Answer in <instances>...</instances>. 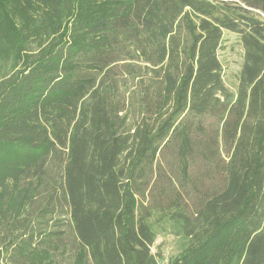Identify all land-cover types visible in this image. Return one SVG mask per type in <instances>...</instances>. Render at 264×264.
Here are the masks:
<instances>
[{"label":"trees","instance_id":"1","mask_svg":"<svg viewBox=\"0 0 264 264\" xmlns=\"http://www.w3.org/2000/svg\"><path fill=\"white\" fill-rule=\"evenodd\" d=\"M156 214L264 264V0H0V264H162Z\"/></svg>","mask_w":264,"mask_h":264},{"label":"rangeland","instance_id":"2","mask_svg":"<svg viewBox=\"0 0 264 264\" xmlns=\"http://www.w3.org/2000/svg\"><path fill=\"white\" fill-rule=\"evenodd\" d=\"M219 59L223 65L224 79L227 85L237 83L239 71L243 63V47L240 36L231 31H225ZM151 226L156 235L153 252H159L162 264H173L186 249L187 239L180 234L179 228L169 215L156 214L151 219Z\"/></svg>","mask_w":264,"mask_h":264}]
</instances>
